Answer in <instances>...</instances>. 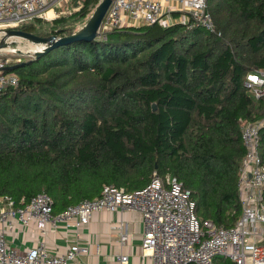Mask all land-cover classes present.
Segmentation results:
<instances>
[{"label": "trees", "instance_id": "obj_1", "mask_svg": "<svg viewBox=\"0 0 264 264\" xmlns=\"http://www.w3.org/2000/svg\"><path fill=\"white\" fill-rule=\"evenodd\" d=\"M100 1L20 30L69 36ZM207 10L213 33L180 23L117 28L8 66L19 82L0 92V197L18 204L46 193L57 213L104 185L143 188L156 172L177 177L198 217L233 226L241 126L264 118V96L245 86L264 70V0H207ZM259 155L264 164V124Z\"/></svg>", "mask_w": 264, "mask_h": 264}, {"label": "built area", "instance_id": "obj_2", "mask_svg": "<svg viewBox=\"0 0 264 264\" xmlns=\"http://www.w3.org/2000/svg\"><path fill=\"white\" fill-rule=\"evenodd\" d=\"M82 6L83 0H0V39L6 29H20L34 18L52 21L69 17ZM176 23L199 26L210 33L215 30L207 0H112L97 32L103 38L117 28L153 24L168 27ZM20 39L8 37L6 42L13 43L0 49V92L15 88L19 82L15 73L5 71L15 61L7 54L14 53L19 63L23 56L34 59L35 53L46 47L28 41L31 47L21 48ZM15 49L20 53L14 52ZM245 86L255 98L263 97L264 70L248 74ZM263 124L264 118L241 126L245 150L237 185L241 210L233 226H218L198 217L190 191L177 177L168 174L161 177L156 172L143 188L127 192L121 187L104 185L99 196L57 213L46 193H38L28 202L21 200L18 204L3 196L0 197V264H79V257L88 252L86 248L72 244L57 252L48 249L43 238L48 227L54 230L59 222H64L79 228L99 211L139 213L143 222L142 255L150 257L152 264H264V164L259 155V127ZM30 224L39 231L38 242L32 246L19 244L17 227L24 232ZM126 240V232L120 225L119 244L124 245ZM117 262L127 264L128 258L118 255Z\"/></svg>", "mask_w": 264, "mask_h": 264}, {"label": "crops", "instance_id": "obj_3", "mask_svg": "<svg viewBox=\"0 0 264 264\" xmlns=\"http://www.w3.org/2000/svg\"><path fill=\"white\" fill-rule=\"evenodd\" d=\"M124 229L127 240L124 245L118 241V227ZM17 242L32 246L38 242L39 231L33 226L24 232L17 227ZM143 222L135 211H99L92 214L89 222L79 228L71 224L59 222L57 228H47L44 242L48 249L62 252L72 244L87 249L86 255H81L79 264H118L117 256L126 255L127 264H152V259L142 255L141 240Z\"/></svg>", "mask_w": 264, "mask_h": 264}, {"label": "water", "instance_id": "obj_4", "mask_svg": "<svg viewBox=\"0 0 264 264\" xmlns=\"http://www.w3.org/2000/svg\"><path fill=\"white\" fill-rule=\"evenodd\" d=\"M111 1L112 0H101L95 6L94 10L92 11L86 23L79 30H77L76 32H74L73 34L69 36L62 37L56 40H55L56 38L55 36L40 37L33 33H29V32H26L20 29H6L4 30V36L0 39V49L5 48L9 46L11 43H13L11 42L10 44H8L6 42V39L8 37H11V36L19 37L31 43H36V44L39 43V44H43L46 46L43 49V51L35 53V58H37L41 56L42 54L56 47H59V46L67 45V44L74 43L80 40L92 41L94 39H97L99 38V33L97 32V29ZM14 52L18 54L20 53V51L16 49L14 50ZM9 68H12V67L9 66ZM9 68L7 67V69ZM153 109H155V106H153Z\"/></svg>", "mask_w": 264, "mask_h": 264}, {"label": "rangeland", "instance_id": "obj_5", "mask_svg": "<svg viewBox=\"0 0 264 264\" xmlns=\"http://www.w3.org/2000/svg\"><path fill=\"white\" fill-rule=\"evenodd\" d=\"M86 23V21H84L83 19H79L78 20V23H80V24H82V23ZM35 23V25H36V27L39 29V28H45V30L47 29V27H49L52 23H50V22H34ZM21 41H20V43H19V45L21 46V48H26L27 47V45H29L30 43L28 42V41H25V40H22V39H20ZM18 45V44H17ZM16 46V45H15ZM29 47H31V45H29ZM9 50H11V49H9ZM12 51V50H11ZM12 54H14V53H9V54H7L8 56H10L11 58H13L12 60H15L14 61V63H12L11 62V64H16L17 62H16V59L18 58V57H16V56H13ZM27 60H29V57L28 56H23V57H21V61L20 62H26ZM19 62V63H20ZM10 64V65H11ZM221 259H223L225 262L227 261L226 260V258H224V257H221ZM218 260H220V258L218 259Z\"/></svg>", "mask_w": 264, "mask_h": 264}, {"label": "bare ground", "instance_id": "obj_6", "mask_svg": "<svg viewBox=\"0 0 264 264\" xmlns=\"http://www.w3.org/2000/svg\"><path fill=\"white\" fill-rule=\"evenodd\" d=\"M7 49H8V50H9V49H11V50H12V48H7Z\"/></svg>", "mask_w": 264, "mask_h": 264}]
</instances>
